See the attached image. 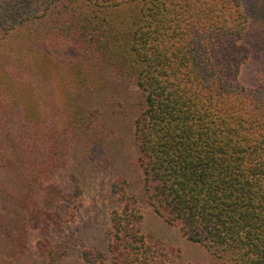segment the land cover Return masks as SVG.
Masks as SVG:
<instances>
[{
	"label": "trees",
	"instance_id": "16d2710c",
	"mask_svg": "<svg viewBox=\"0 0 264 264\" xmlns=\"http://www.w3.org/2000/svg\"><path fill=\"white\" fill-rule=\"evenodd\" d=\"M260 67L264 0H0V264H22L31 232L53 228L56 193L34 176L57 178L61 161L39 127V89L82 118L78 97L106 88L104 68L126 83L143 200L222 264H264ZM49 125L60 138L70 128ZM113 195L105 250L84 249L76 261L50 250L44 264H168L140 233L136 196L122 183Z\"/></svg>",
	"mask_w": 264,
	"mask_h": 264
},
{
	"label": "rangeland",
	"instance_id": "374dc122",
	"mask_svg": "<svg viewBox=\"0 0 264 264\" xmlns=\"http://www.w3.org/2000/svg\"><path fill=\"white\" fill-rule=\"evenodd\" d=\"M242 44L248 47L247 43ZM10 46L11 44L7 49ZM52 48L59 54L65 52L60 47L49 49ZM251 52L253 54L257 49L254 47ZM252 60L250 57L248 63L251 64ZM246 66L242 67L241 73L245 84H249L253 75ZM260 69L263 79L264 68ZM101 73L106 80V88L100 92L83 91L78 97V101L83 104L79 105L85 109V116L82 114V118L81 113L72 115L62 102L55 108L50 89H39L43 100L41 113H44L39 127L44 126V140L52 143L49 145L54 147V153L61 161V169L54 179L33 175L37 185L50 190L53 195L56 193L53 206L49 209L50 212L55 207L54 213L46 215V220L53 228L48 232L42 229L31 232V242L22 264H44L46 252L50 250L69 251L75 261L78 257L76 254L84 249L104 251V228L109 223L110 212L118 206L113 186L120 183L137 198L136 206L138 205L141 214L139 228L145 242L163 254L168 264H222L201 245L186 240L177 228L162 221L143 200L142 178L136 162L137 148L133 139V113L126 97V83L122 77L115 81L111 69L108 72L104 68ZM19 74L36 86L44 82L34 76L28 77L22 71ZM99 81L100 78L96 77L91 82L93 88H99L100 85H96ZM56 82H59L57 78ZM89 102L91 106L87 110L86 104ZM58 109L64 110V114L59 115ZM12 114L16 118V111L13 110ZM56 119L65 127L70 126L66 131L63 130V138L50 128L49 123ZM95 140H100V144L94 148ZM52 184L55 188H49ZM62 200L66 202V212L63 213L62 208L58 216L56 213L59 207L56 204H61ZM56 219L61 224L55 223ZM67 222L69 224H64Z\"/></svg>",
	"mask_w": 264,
	"mask_h": 264
}]
</instances>
